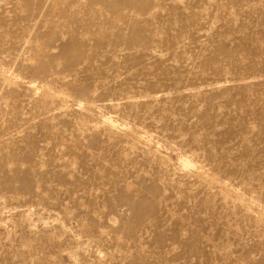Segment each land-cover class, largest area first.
<instances>
[{
    "label": "rangeland",
    "instance_id": "rangeland-1",
    "mask_svg": "<svg viewBox=\"0 0 264 264\" xmlns=\"http://www.w3.org/2000/svg\"><path fill=\"white\" fill-rule=\"evenodd\" d=\"M0 264H264V0H0Z\"/></svg>",
    "mask_w": 264,
    "mask_h": 264
},
{
    "label": "bare ground",
    "instance_id": "bare-ground-1",
    "mask_svg": "<svg viewBox=\"0 0 264 264\" xmlns=\"http://www.w3.org/2000/svg\"><path fill=\"white\" fill-rule=\"evenodd\" d=\"M108 122H109V121H108ZM190 163H191V162H190ZM182 164H183V163H182ZM187 164H188V162L186 161V162H185V165H187Z\"/></svg>",
    "mask_w": 264,
    "mask_h": 264
}]
</instances>
